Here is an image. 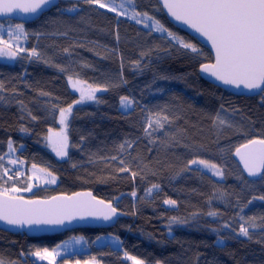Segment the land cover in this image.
<instances>
[{"label":"trees","instance_id":"16d2710c","mask_svg":"<svg viewBox=\"0 0 264 264\" xmlns=\"http://www.w3.org/2000/svg\"><path fill=\"white\" fill-rule=\"evenodd\" d=\"M131 1L136 12L160 20L203 55L96 4L59 0L35 23L24 24L26 50L36 48L40 58L26 51L14 64L0 62V156L11 140L15 158L57 179L24 196L91 191L124 217L111 228L37 238L0 230V258L5 264H47L30 253L81 237L88 251L57 264L92 257L99 264H132L125 251L146 264H264V174L246 177L234 158L236 147L264 138V95L239 97L203 79L199 67L213 61L209 49L174 27L158 0ZM68 76L101 90L73 111L68 156L58 159L45 138L57 128L59 109L78 100ZM124 96L134 101L131 107L123 108ZM157 113L168 117L161 119L163 129L155 123ZM149 118L151 135L145 132ZM192 159L216 163L224 175L198 170L189 165ZM5 180L4 187L18 185ZM169 199L176 204H165ZM173 217L184 223H170ZM245 221L248 237L239 233ZM104 236L121 243L98 245Z\"/></svg>","mask_w":264,"mask_h":264},{"label":"snow or ice","instance_id":"6c2138e0","mask_svg":"<svg viewBox=\"0 0 264 264\" xmlns=\"http://www.w3.org/2000/svg\"><path fill=\"white\" fill-rule=\"evenodd\" d=\"M84 2L98 4L99 7L108 8L109 11L115 12L117 15H128V8L125 7L124 2L119 5L114 4V2L104 4L101 3V0H84ZM160 3L170 17L187 25L196 34L211 43L212 48L215 50L214 63L202 64L201 71L203 73L214 77L224 85H232L236 88L243 86L250 91H259L264 95V0H160ZM52 7H57L56 0H0V15H9L19 11L23 14L38 17L46 9ZM68 11H76V9L71 8ZM140 16L152 21L151 25L145 23V27H150L151 31L161 34L166 33L170 41L176 45L203 55L196 44L170 31L160 20L149 16L147 12L141 14L133 10L131 13V18L136 19L137 23H144L143 19H138ZM22 36H27L23 23L16 24L10 30L0 31V58L14 60L19 53L28 51L18 43ZM28 56L39 59L40 53L36 48H32L28 51ZM162 78L167 79V77ZM68 82L80 94L79 99L75 101L76 104L85 100H96L95 93L101 90L99 87H93L86 81L73 79L71 76L68 77ZM2 87L3 85L0 84V88ZM133 102L127 96L121 97V104L125 108L131 107ZM71 113L72 105L59 109V123L63 125V128L59 132L49 129V136L47 137L53 151L61 158L68 156L69 141L66 129L68 127L67 120ZM161 119L167 121L168 117H161L159 113L156 114L155 123L158 128L163 129L164 124ZM146 123L145 132L151 135L148 128L153 127V120L149 118ZM22 130L26 131V129ZM121 148H123V145H121ZM13 151L15 149L12 141L9 140L8 153L0 156V162ZM235 156L239 157L244 170L250 177L264 174V138L248 139L246 143L235 148ZM8 163L16 165L18 163L23 164L24 161L9 159ZM121 164H123V161H121ZM189 165H197L198 170L207 169L216 176L224 175L219 165L208 160L192 159L189 161ZM199 166H203V169H200ZM31 167L34 171L28 179H41L35 171L37 165L32 164ZM9 171L14 170L4 167L0 163V181H3V183H0V221L8 225L20 228L41 224L63 225L66 220L71 222L77 215L80 218L87 215L104 220H112L118 215L117 208L113 207L111 202L97 200L91 192L74 193L73 196H54L51 200L44 201L25 200L23 196L17 195V193L32 191V184L28 183L24 188H18L15 185L4 187V184H7L4 177L7 176ZM38 171L46 172L45 169H39ZM120 171H128V169L121 168ZM15 174L17 176L22 175V173ZM46 175L48 178L43 180L44 183H56V177L51 172H47ZM135 175L136 173L133 172L132 176ZM8 179L11 180L13 177L8 176ZM153 187L158 186L153 185ZM148 191L151 192V189ZM131 195L135 197L136 193L132 192ZM253 199H256V197ZM259 199L264 200V196L259 197ZM164 203L175 205L176 201L169 199L165 200ZM208 215L215 216L217 213L209 212ZM240 219L244 220V217L241 216ZM249 219H254V217ZM170 223L181 224L184 221L173 217ZM245 223H248V221L240 225L239 233L248 237L249 228L244 226ZM225 227H229V225L226 224ZM82 239L80 238L75 242L80 243ZM116 242L121 243L119 238H116ZM61 247L64 246L57 245L51 250L47 247L36 248L30 255L38 258L39 261H46L47 264H55L56 256L60 254L58 250ZM23 255L22 252L21 256ZM124 256L132 264H146L144 260L131 256L126 251ZM93 262H95V257L91 258V262L86 261L85 264H93ZM0 264H5L3 258H0ZM10 264H16V262H10ZM76 264H80V262L77 261ZM157 264H160V262L158 261Z\"/></svg>","mask_w":264,"mask_h":264},{"label":"water","instance_id":"95a60500","mask_svg":"<svg viewBox=\"0 0 264 264\" xmlns=\"http://www.w3.org/2000/svg\"><path fill=\"white\" fill-rule=\"evenodd\" d=\"M57 5L59 4V0H56ZM158 3L161 6L160 0H158ZM54 7L50 8V9H46L43 14L47 13L48 11H50L51 9H53ZM164 14L166 15L165 17L168 18V20L170 21V23H172V25H174V27H177L178 29L184 31L185 33H187L188 35H190L191 37L195 38L199 43H201L202 45H204L207 49H209V51L211 52L212 56H213V61L210 63H214V57H215V50L212 48L211 43L208 42L205 38L200 37L198 34H196L194 32V30H192L191 28H189L187 25L176 21L174 18L170 17V15L167 14V11L165 9H163ZM39 15L38 17H34V16H30L28 14H23L20 13L19 11L13 13V14H9V15H0V21H6V20H11V21H15L18 23H23V24H30V23H35V21H37L38 19H40V17L43 15ZM199 74L200 76L205 79L206 81H208L209 83L220 87L222 89H224L225 91H228L234 95H239L240 96H247V97H252V96H258L261 93L259 91H250L246 88H244L243 86H241L240 88H236L235 86L232 85H224L222 82L217 81L214 77H211L210 75L203 73L201 71V66L199 67ZM235 152V151H234ZM234 158L236 160V162L240 165L242 171L244 172V174L246 175V177L250 178V179H259L261 176H255V177H250L247 172L244 170L243 168V164L240 162L239 157L235 156L234 153ZM263 175V174H262ZM85 192H91V191H78L75 193H85ZM92 195L94 197H96L97 200H103L105 202V199L97 197L93 192H91ZM74 193L72 194H53V196L50 197H33V198H29V197H24L25 200H51L52 197L54 196H73ZM112 203V202H111ZM113 207H116L114 203H112ZM117 208V207H116ZM118 210V209H117ZM124 217V213L121 212L120 210H118V215L116 217H114L112 220H104L102 218L99 217H95V216H87L85 215L83 218H80L79 215L76 216L75 219H72L71 222H68L67 220L65 221V223L63 225H33L31 227L25 226L23 228L17 227V226H13V225H8L3 221H0V230L6 231L8 233L13 234H22L28 237H44V236H54L62 234V233H66L70 230H74V229H81V228H90V229H106V228H111L114 227L118 220H120L121 218Z\"/></svg>","mask_w":264,"mask_h":264},{"label":"rangeland","instance_id":"374dc122","mask_svg":"<svg viewBox=\"0 0 264 264\" xmlns=\"http://www.w3.org/2000/svg\"><path fill=\"white\" fill-rule=\"evenodd\" d=\"M113 2L116 5H119L121 2H124L125 3V7L128 8V15H123V16L117 15L119 18L129 19L130 21L135 22L136 24H138L141 27H144L146 29H151L150 27H145V23H147L148 25H151L152 24V21L147 20L143 16L138 17V19H143L144 20V23H137V20L136 19H132L131 18V13L134 10L132 8L133 7V3H132L131 0H114ZM101 3H104V4H112L110 2H101ZM96 5H97V7L99 6L98 4H96ZM102 9L108 11V8H102ZM112 13H115V12H112ZM115 14H117V13H115ZM0 26H2V28H0V31L10 30V29H12V28L15 27V25L12 24L11 22H3V24L0 23ZM164 34L167 35L166 33H164ZM5 38H7V37H5ZM24 38L25 37L22 36L20 38V40H19L18 43H19V45L21 47H23V48L26 49L27 48V45H26V41H25ZM20 54L21 53H19L18 55H20ZM18 57L19 56H17V58L14 59V60H9V59H6V58H0V62H4V64L5 63L14 64V63H16ZM68 77H67V81H68ZM71 77H73V76H71ZM73 79H79V78L73 77ZM68 84H69V82H68ZM69 86H70V89L75 94L78 95V99H79V95H80L79 92L77 90L73 89L70 84H69ZM98 93H99V91H97L95 93V95L98 94ZM88 101H90V100H85V101H83V102H81L79 104H76V103L72 104V113L68 117V120H67L68 127L66 129V133H67V136H68V141H69V133H70V128L69 127H70V121H71V116L73 114V111L75 110L76 107H78L79 105L81 106V104L88 103ZM123 108L125 109V107H123ZM55 118H56V121H57V128H50V129H52L54 132H59L63 128V125H61L59 123V112L56 114V117ZM48 136H49V134H47V136L45 138V145L47 146L48 150L50 152H52V154H54L55 157L58 158V159H64V158H66V157L61 158V157H59V156L56 155V153L53 151L52 147L50 146L49 141L47 140V137ZM9 159H17V158H15L12 153H10L9 155L5 156V159L2 162H0V163H2L4 167H7L9 169L14 170V171H9V173L7 174V176H5L4 178L5 179H8V176H12L13 179H11L10 181H12V182L16 181V184H18V185H15L16 187L22 188V187H19V185H21L24 188L28 183H31L32 184V191H34L38 187H43L44 188V187H50V186H53V185L56 184V183L55 184H46V183L43 182L44 179L48 178L47 175H46V173L48 171H46V172H39L38 170L41 169L40 167H37V170H35V171H36V174L41 177V179H39V180H37V179L29 180L28 177L32 176L33 175V171H34L32 169V167H31L32 165L29 166L25 162L23 164H19L18 163L16 165H11V164L8 163V160ZM200 167L203 168V166H200ZM207 171H209V170H207ZM209 172H211V171H209ZM15 173H22V175L17 176ZM211 174H212V172H211ZM217 177H220V176H217ZM56 182H57V179H56ZM32 191H30V192L21 191V192L17 193V195H20V196L21 195H23V196L24 195H29ZM80 238L81 237H73V238H70L69 240H66V241L58 244V245H63L64 247H61L58 250L60 254L56 256V260H55V263L56 264L62 258L73 257L75 255H80V254L86 253L88 251L87 247L84 244L85 243L84 239H82V241L80 243H76L75 242L77 240H80ZM65 242H67V244H65ZM105 242H111L112 244H116L115 239L108 238V236L107 237H105V236L104 237H101L97 241V244L100 245V244H104ZM35 259L37 261H39L38 258H35ZM77 261H79V260H73L72 263H67V264H76ZM87 261L91 262V259H88ZM39 262H46V261H39ZM85 262H80V264H85ZM93 264H99V263L95 260V262H93Z\"/></svg>","mask_w":264,"mask_h":264}]
</instances>
